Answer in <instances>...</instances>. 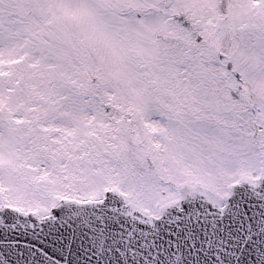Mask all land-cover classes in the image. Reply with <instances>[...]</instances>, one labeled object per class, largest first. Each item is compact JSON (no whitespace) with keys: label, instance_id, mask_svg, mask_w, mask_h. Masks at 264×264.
<instances>
[{"label":"snow or ice","instance_id":"snow-or-ice-1","mask_svg":"<svg viewBox=\"0 0 264 264\" xmlns=\"http://www.w3.org/2000/svg\"><path fill=\"white\" fill-rule=\"evenodd\" d=\"M0 264H264V0H0Z\"/></svg>","mask_w":264,"mask_h":264}]
</instances>
